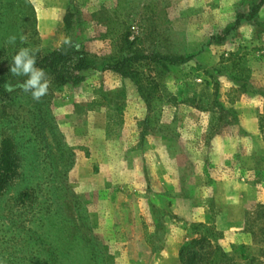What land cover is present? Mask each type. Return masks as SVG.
Here are the masks:
<instances>
[{"label":"rangeland","instance_id":"1","mask_svg":"<svg viewBox=\"0 0 264 264\" xmlns=\"http://www.w3.org/2000/svg\"><path fill=\"white\" fill-rule=\"evenodd\" d=\"M171 1L30 0L37 32L18 5H0V42L18 36L21 48L29 43L43 54L74 49L86 53L94 66L85 84L60 83L58 74L45 71L49 89L39 101L21 89L25 78L0 70L6 81L0 90V151L8 139L13 155L10 167L0 170V183L9 176L0 195V264H181L179 257L164 254L175 246L169 232L176 226L182 228V245L214 233L216 243L239 261L238 248L246 246L249 260L242 263L264 264V82L257 75V67L264 71V53L256 42L264 37V4L244 0L234 21L198 29L200 8ZM204 37L200 46L196 40ZM4 55L8 49L0 43V63ZM139 55L144 58H134ZM106 70L118 74V89L101 88L90 101L86 95L99 81L93 71ZM128 94L142 95L147 126L161 131L164 141L171 135L188 147L185 152L180 146L169 159L179 162L181 192L158 188L154 200L168 205L169 196L202 195L205 221H186L155 204L153 223L146 221L140 214L143 193L132 191L122 172L116 173L113 189L97 192L105 172L88 148L68 142L62 124H93L89 115L101 109L113 118L108 136L114 137L124 106H112L111 99L121 101ZM73 96L87 101L72 104ZM145 150L125 154L128 164L145 163ZM80 155L83 166L74 173ZM200 162L209 180L208 190L199 194L201 180L193 164ZM144 172L156 180L154 172Z\"/></svg>","mask_w":264,"mask_h":264},{"label":"crops","instance_id":"2","mask_svg":"<svg viewBox=\"0 0 264 264\" xmlns=\"http://www.w3.org/2000/svg\"><path fill=\"white\" fill-rule=\"evenodd\" d=\"M162 1L163 0H156L155 3L148 2L143 3L142 5L167 4H164ZM243 3L244 0H172L170 5H193L197 8H200L198 10L199 14L198 16H196V18L198 19V22H201L198 26V29H203L205 25L212 27L216 24H226L234 21L235 8L238 5L242 6ZM263 12L264 6L262 8L261 15H263ZM250 36V38H253L254 36L253 28L250 30ZM205 38L206 37L200 38V40L198 39L196 41H198V44L200 43L199 45L201 46V43L204 42ZM256 40V42H261L264 53V37L260 39L261 41L258 38ZM225 47L226 46H224L223 48ZM197 49L202 50L201 47ZM147 54L150 53L146 52L145 55ZM210 54L211 50H206L202 54L204 56L203 59H206L205 57L209 56ZM262 65L264 66V62L262 63ZM170 69L172 77L176 78V73L173 69V65L170 67ZM112 71L114 70H106L102 72L93 71L94 73L98 74L99 81L94 82L91 85V88L88 94L86 95L90 101L94 100L92 98H96L91 97V94H93L94 92L98 93L101 88H105V90L109 91H114L118 89V83L115 80V76L118 77V74ZM259 73H261L264 82V71L260 69V66L257 67V75ZM91 75L94 74L92 73ZM105 79H107V81ZM82 84H85V82H82ZM71 98L72 104H78L87 101V99L83 100L82 97L80 98L78 96H73ZM96 100H98L99 102H104V100L102 99ZM111 100L112 106L114 104H123L124 106V110L122 111L119 120L121 126L117 130L118 134L114 137L108 136V133H110L112 130L113 118L111 117V115H109L108 112L102 111L101 109L94 110L93 114L96 113V115H89L88 123L93 122V124L84 125L82 128H76L74 127V125L72 127V125L62 124L64 130L69 131V134L67 135L68 142L73 144H82L86 148H88V152L90 153L89 157L97 158V161L100 163L101 172H105V174H102L96 182L97 192L104 191L106 189L110 190L112 186L113 189L116 186L117 182L115 178L116 173L122 172L124 175L127 176V180L131 182L132 185H130V188H135L131 190L137 191L139 189V191L143 193L140 199L142 200L141 205H143L142 202H144V207L141 208L140 214L146 219V221H148L147 219H151L150 221H152V223L154 221V204L156 205V208H167L169 212H173V214L179 216L181 219H185L186 221H205L206 209L202 204V195L195 196L192 194L188 195L184 193H181V195H168L170 199V204L168 205H159L157 200H154L156 199L155 191H158V188H161L165 191L166 189H174L176 192L180 190L181 192V189L184 185L182 182L183 177H179V162L175 163V161H169V159H175L172 157L173 155H176V153H178L180 146L182 147V150L186 152L188 148L187 145H180L181 142L179 143V141L173 142L171 135H168L166 138H170L169 141H164L162 138L164 134L161 133V131L157 132V130L152 128V126H147L146 118L148 117V113L145 107L147 104L143 100L141 94L138 99L128 94L121 101L119 99ZM68 107H70V105H68ZM71 112L72 111L70 110L68 111V113ZM58 113L61 114L65 112L61 110L58 111ZM170 120L172 121L173 118H170ZM77 132H80V137L83 138L76 136ZM79 138L80 141L77 142ZM97 145H99L103 149L102 152L96 153L98 151H96L95 149ZM143 148H146V150L144 151V155L145 158L146 156H148L145 162L148 165H145L144 162L141 163L139 161L138 165L132 164L133 166L131 167L128 164V161H126L125 154L134 153L137 149L141 152ZM196 152L199 153L198 150ZM149 157L150 159H148ZM83 159V156L80 155L78 158V163H76L75 167L73 168L74 173H76V170L82 168L84 161ZM193 165V170H195L194 174L197 175L198 180H201V185H199L200 187L198 190L200 194L201 192L203 193L204 189H206V191L208 190L206 188V182L207 180H209V178L205 176L207 170H204V167L201 162L198 164L194 163ZM130 170H133L134 173L131 174ZM144 171H147L148 173L149 171L151 173L154 172L156 180L152 182L151 179H149V175L146 174V172ZM81 180L80 183L83 184L84 181ZM150 221L148 222V224H150ZM149 230L150 233H153L155 231V226L150 225ZM169 233H172V236H170V243L171 245L175 246L173 249L169 248L173 251L168 250L166 247V252L164 254L168 256V258L178 259L180 252L179 248L182 246L184 240L182 235V228L176 226Z\"/></svg>","mask_w":264,"mask_h":264},{"label":"trees","instance_id":"3","mask_svg":"<svg viewBox=\"0 0 264 264\" xmlns=\"http://www.w3.org/2000/svg\"><path fill=\"white\" fill-rule=\"evenodd\" d=\"M264 4V0L261 1ZM0 5H18L23 10L25 20L31 22L32 30L36 31L34 24L36 23L35 9L30 0H0ZM8 6H6L7 8ZM258 9V8H257ZM66 28L70 27L68 15L65 16ZM33 36L36 33L32 34ZM31 35V37H32ZM20 42L19 37H16L15 43H10L9 39L6 42L1 40L2 48L8 49V55H4L5 60L0 63V70H10L11 60L13 55L18 52L21 48L18 43ZM30 46L27 43L28 47ZM32 50V49H31ZM37 54V67H41L44 71L51 74H58L57 77L60 83H74L78 84L85 80L87 72L90 69H94L86 53H79L76 50H54L50 53L43 54L32 50ZM133 57H130L131 59ZM135 59L144 58L142 56L134 57ZM124 60L123 62H125ZM171 61H175L171 59ZM7 63V65H5ZM59 65L62 66V70H59ZM122 67L113 68L114 70H120ZM127 73V72H126ZM57 75V76H58ZM4 77L0 75V90L1 86L5 83ZM11 146L8 139H6L0 151V170L5 171L10 167L12 160ZM9 172V169L7 170ZM7 179L2 180L0 183V195L5 188V184L8 182ZM253 223V222H252ZM251 224V223H250ZM252 226L250 225V230ZM209 232V231H207ZM251 232V231H250ZM209 235V233L200 234L198 237H194L184 242L179 252V261L181 264H244L242 263L249 260V257L245 253V245H241L239 249V255L242 261H239L234 255L225 251L219 244L216 243V234ZM252 260V259H251ZM251 262V261H250ZM246 264V263H245Z\"/></svg>","mask_w":264,"mask_h":264},{"label":"clouds","instance_id":"4","mask_svg":"<svg viewBox=\"0 0 264 264\" xmlns=\"http://www.w3.org/2000/svg\"><path fill=\"white\" fill-rule=\"evenodd\" d=\"M16 37H9L10 43H15ZM10 72L14 76L25 78L20 83L21 89L31 93L34 100L39 101L49 89V80L46 72L37 67V54L28 47H22L16 52L11 60ZM11 91V88L8 89Z\"/></svg>","mask_w":264,"mask_h":264}]
</instances>
